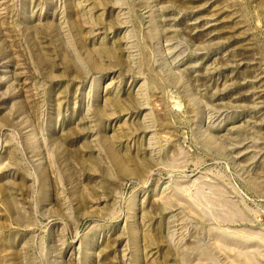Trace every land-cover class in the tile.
<instances>
[{
    "label": "rangeland",
    "instance_id": "rangeland-1",
    "mask_svg": "<svg viewBox=\"0 0 264 264\" xmlns=\"http://www.w3.org/2000/svg\"><path fill=\"white\" fill-rule=\"evenodd\" d=\"M0 264H264V0H0Z\"/></svg>",
    "mask_w": 264,
    "mask_h": 264
}]
</instances>
